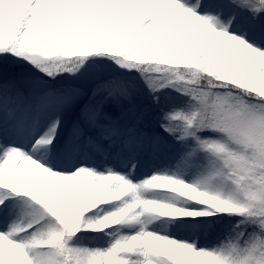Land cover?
Wrapping results in <instances>:
<instances>
[{"label": "snow or ice", "instance_id": "1", "mask_svg": "<svg viewBox=\"0 0 264 264\" xmlns=\"http://www.w3.org/2000/svg\"><path fill=\"white\" fill-rule=\"evenodd\" d=\"M0 264H264V0H0Z\"/></svg>", "mask_w": 264, "mask_h": 264}]
</instances>
